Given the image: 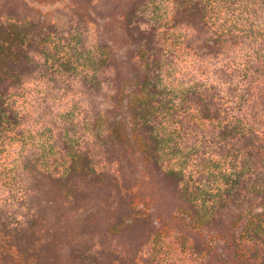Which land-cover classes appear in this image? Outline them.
Instances as JSON below:
<instances>
[{"label": "rangeland", "instance_id": "rangeland-1", "mask_svg": "<svg viewBox=\"0 0 264 264\" xmlns=\"http://www.w3.org/2000/svg\"><path fill=\"white\" fill-rule=\"evenodd\" d=\"M14 24L32 62L15 85L0 74V264L260 253L248 200H216L215 167L237 153L214 138L233 64L264 56V0H0V28Z\"/></svg>", "mask_w": 264, "mask_h": 264}, {"label": "trees", "instance_id": "trees-1", "mask_svg": "<svg viewBox=\"0 0 264 264\" xmlns=\"http://www.w3.org/2000/svg\"><path fill=\"white\" fill-rule=\"evenodd\" d=\"M241 33L244 31L235 30L229 38L231 40L237 38ZM28 39L30 34L16 24L0 28V74L4 75V82L10 85H15L21 80L17 73L20 65L32 62L24 47ZM243 61L233 64L235 68H231L237 85L231 92L236 95H230L234 98L232 102L230 101L233 105L232 115L227 116L229 120L223 119L226 126L223 128L220 126L221 129L214 138V143L219 146L227 139L234 140V149L237 153L236 161L232 164L223 163L226 160L218 163L216 161L218 166L215 168L223 175L225 187L217 190L216 200H240L241 197L242 200H248L249 214L246 218L248 245L260 253H248L244 264H264V56L260 57L257 54L255 59L247 58ZM142 82L146 84L141 88L145 93L156 87L150 86L151 79L145 74ZM1 103L3 106L5 103L3 99ZM205 110L207 111V108ZM206 111L204 112L206 117H212ZM204 161L210 163L209 159ZM257 207L259 213L252 215V210Z\"/></svg>", "mask_w": 264, "mask_h": 264}]
</instances>
